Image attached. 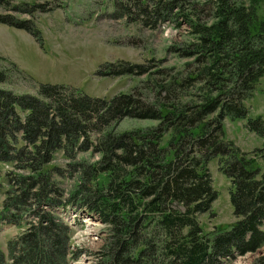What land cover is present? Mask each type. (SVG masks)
<instances>
[{
    "label": "trees",
    "instance_id": "16d2710c",
    "mask_svg": "<svg viewBox=\"0 0 264 264\" xmlns=\"http://www.w3.org/2000/svg\"><path fill=\"white\" fill-rule=\"evenodd\" d=\"M111 1L112 19L150 30L185 25L184 42L168 51L187 62L181 71H156L163 77L149 96L138 87L108 100L56 85L40 86L36 96L0 88V164L12 167L0 169V222L27 226L7 254L0 250V264H67L71 230L55 213L65 204L97 213L108 228L94 264H226L255 253L264 246V119L251 116L248 102L264 77V15L238 0ZM0 23L41 41L28 21ZM9 67L0 68V84L15 73ZM148 72L118 61L99 75ZM128 119L156 124L117 131ZM225 119L244 120L262 148L247 156L225 140ZM214 159L230 183L235 221L205 232L199 216L217 198Z\"/></svg>",
    "mask_w": 264,
    "mask_h": 264
},
{
    "label": "rangeland",
    "instance_id": "374dc122",
    "mask_svg": "<svg viewBox=\"0 0 264 264\" xmlns=\"http://www.w3.org/2000/svg\"><path fill=\"white\" fill-rule=\"evenodd\" d=\"M238 1L246 6L253 2L256 11L264 15V0ZM31 6L44 8L29 13L27 11L31 10ZM113 14L114 4L111 0H0V17L28 21L41 38L39 41L23 29L0 23V68H10L9 64L15 68L8 83L0 84V88L16 94L36 96L40 86L56 85L91 98L108 100L138 87L145 96H149L152 84L163 77L156 71L173 67L180 71L183 69L187 61L171 54L168 48L174 43L184 42L188 33L185 25L179 29L161 25L150 30L128 23L125 19H112ZM118 61L143 64L149 72L140 77L99 75L107 64ZM248 106L252 117L264 119V77L259 80ZM155 124L152 121L128 119L118 125L117 131L147 129ZM224 130L225 140L232 142L247 156H253L256 149L262 148L261 139L246 130L244 120L225 119ZM78 157L91 162L98 159L89 158V154ZM57 163L63 164L64 160L58 157ZM259 163L264 173V163L261 160ZM208 168L217 198L210 212L199 216V222L205 232L219 228L226 230L235 221L229 202L230 183L219 172L216 159L210 162ZM0 169L4 172L12 170V167L0 164ZM71 184V180L64 182V192L71 189ZM3 199L0 193V203ZM85 217L75 211L62 216L64 222L76 229L72 254L81 251L70 264H94L96 252L108 234L105 224L90 218L88 221ZM25 225L0 222V250L7 254L8 244L25 231ZM263 257L264 246L258 252L237 257L226 264H254Z\"/></svg>",
    "mask_w": 264,
    "mask_h": 264
},
{
    "label": "bare ground",
    "instance_id": "6f19581e",
    "mask_svg": "<svg viewBox=\"0 0 264 264\" xmlns=\"http://www.w3.org/2000/svg\"><path fill=\"white\" fill-rule=\"evenodd\" d=\"M71 211H75V210H74V209H73V210H70L69 213H70ZM75 212H76V211H75ZM77 214L79 215V213H77ZM85 218H86V219H89L90 217H87V216H86ZM85 218H84V219H85ZM98 218H99V217H97L96 215H94V216L91 217L90 219H92V221H93V220H97V221H98ZM90 219H89L88 221H90ZM77 225H78V224H77ZM70 250H72V249H70ZM71 252H72V251H71ZM71 255H72V254H71Z\"/></svg>",
    "mask_w": 264,
    "mask_h": 264
},
{
    "label": "water",
    "instance_id": "95a60500",
    "mask_svg": "<svg viewBox=\"0 0 264 264\" xmlns=\"http://www.w3.org/2000/svg\"><path fill=\"white\" fill-rule=\"evenodd\" d=\"M256 252H258V250Z\"/></svg>",
    "mask_w": 264,
    "mask_h": 264
}]
</instances>
